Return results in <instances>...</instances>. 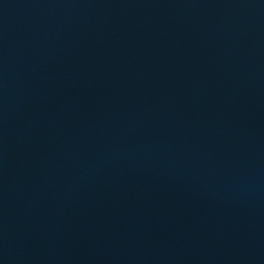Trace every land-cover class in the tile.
<instances>
[{
  "label": "water",
  "instance_id": "95a60500",
  "mask_svg": "<svg viewBox=\"0 0 264 264\" xmlns=\"http://www.w3.org/2000/svg\"><path fill=\"white\" fill-rule=\"evenodd\" d=\"M0 264H264V0H0Z\"/></svg>",
  "mask_w": 264,
  "mask_h": 264
}]
</instances>
